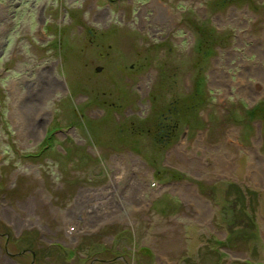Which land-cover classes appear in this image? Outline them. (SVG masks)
<instances>
[{"label":"rangeland","instance_id":"1","mask_svg":"<svg viewBox=\"0 0 264 264\" xmlns=\"http://www.w3.org/2000/svg\"><path fill=\"white\" fill-rule=\"evenodd\" d=\"M0 5V264H264V0Z\"/></svg>","mask_w":264,"mask_h":264},{"label":"bare ground","instance_id":"2","mask_svg":"<svg viewBox=\"0 0 264 264\" xmlns=\"http://www.w3.org/2000/svg\"><path fill=\"white\" fill-rule=\"evenodd\" d=\"M10 15L9 14H7V12L5 11V7H2L1 5H0V48H1V46H2V44H3V39L5 38L4 36H5V34H6V31H7V27H8V25H9V22H8V20H9V17ZM5 40V39H4ZM1 50V49H0ZM40 77V76H39ZM39 77H38V82H40V79H39ZM43 79H45V78H43ZM56 79H52V87H51V91L53 92V91H55V87H54V85H53V83H54V81H55ZM44 82V81H43ZM23 84H26V85H29V88H31V87H34V83H32V82H29V84H28V82L27 81H23ZM58 83H55V86L57 85ZM38 86H39V84H38ZM21 86H20V84L19 83H17V82H11L10 83V85H9V91L11 92V94L13 95V97H14V99H15V103H16V105H22V102L24 101V99H26L25 97H26V95H24V94H21L20 93V91H21V88H20ZM37 87V86H36ZM35 87V88H36ZM48 85L46 86H44L43 87V89L45 90V92H43V93H39V95L40 94H45L44 96H43V101H44V98L46 97V95H47V91H48ZM34 88V89H35ZM38 88V87H37ZM33 89V90H34ZM57 89V88H56ZM38 95V94H37ZM36 97V96H35ZM38 105L40 106V104H37V106L36 107H38ZM36 109V108H35ZM32 111H33V109H32ZM35 111V113L34 114H36L37 115V111L36 110H34ZM42 111V110H41ZM40 111V112H41ZM31 111H30V114L29 115H31ZM17 119V118H16ZM30 122V121H29ZM31 123L32 124H34V122H33V120L31 121ZM31 125V124H30Z\"/></svg>","mask_w":264,"mask_h":264},{"label":"flooded vegetation","instance_id":"3","mask_svg":"<svg viewBox=\"0 0 264 264\" xmlns=\"http://www.w3.org/2000/svg\"><path fill=\"white\" fill-rule=\"evenodd\" d=\"M90 33V32H89ZM96 36V35H95ZM98 41V39H97V37L96 38H94V37H92L91 39H90V41H89V45H92V44H94V43H96ZM98 46H99V44H97ZM101 56H102V54H100ZM97 70H99V69H97ZM60 85V84H59ZM41 122H42V120H41ZM40 122V123H41ZM39 123V124H40ZM172 123L173 122H169V124L170 125H168V122H160L159 123V125L160 126H162L164 129H166V130H169V127H170V129H172L174 126H172ZM172 132H173V134L175 133L173 130H172ZM165 135H167V134H165ZM167 138H168V135L166 136ZM48 138V137H47ZM7 239H8V236H7ZM7 242H8V240H7ZM30 242L32 243V241L30 240ZM9 243V242H8ZM7 243V244H8ZM6 252H7V254L8 255H11L9 252H8V250L6 249ZM28 255H31L30 257H31V260H32V264H34L35 262L33 261L34 259H35V257H36V252L34 253L33 252V250H31V249H28V248H26L25 250H23V252L21 253V256H28Z\"/></svg>","mask_w":264,"mask_h":264},{"label":"trees","instance_id":"4","mask_svg":"<svg viewBox=\"0 0 264 264\" xmlns=\"http://www.w3.org/2000/svg\"><path fill=\"white\" fill-rule=\"evenodd\" d=\"M192 106V105H189V107ZM168 135V138L171 139V137L173 136V132L171 131L170 133L167 134Z\"/></svg>","mask_w":264,"mask_h":264}]
</instances>
